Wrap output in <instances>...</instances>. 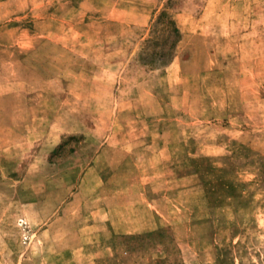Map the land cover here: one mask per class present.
Listing matches in <instances>:
<instances>
[{"label": "rangeland", "instance_id": "1", "mask_svg": "<svg viewBox=\"0 0 264 264\" xmlns=\"http://www.w3.org/2000/svg\"><path fill=\"white\" fill-rule=\"evenodd\" d=\"M0 264H264V0H0Z\"/></svg>", "mask_w": 264, "mask_h": 264}, {"label": "trees", "instance_id": "2", "mask_svg": "<svg viewBox=\"0 0 264 264\" xmlns=\"http://www.w3.org/2000/svg\"><path fill=\"white\" fill-rule=\"evenodd\" d=\"M163 21L165 23V27L169 28L174 33V40L170 45L171 51H169V56L161 61V65H165L171 61L172 58V49L175 47V44L180 39V30L176 25L175 20L173 19L172 15L168 13L166 10H163L158 16V22Z\"/></svg>", "mask_w": 264, "mask_h": 264}]
</instances>
